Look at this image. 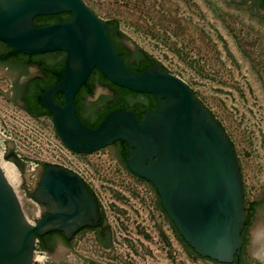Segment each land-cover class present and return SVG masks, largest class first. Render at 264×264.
Masks as SVG:
<instances>
[{
  "label": "water",
  "instance_id": "water-1",
  "mask_svg": "<svg viewBox=\"0 0 264 264\" xmlns=\"http://www.w3.org/2000/svg\"><path fill=\"white\" fill-rule=\"evenodd\" d=\"M65 12L72 16L63 22L38 26L34 21L38 16ZM0 41L29 55L64 51L61 78L40 96L41 104L53 115L61 140L77 153L108 147L127 169L112 145L126 142L127 167L148 181L155 203L157 190L170 220L202 257L188 250L206 264L210 263L205 258L234 261L244 243L246 221L241 166L228 133L184 79L158 62L141 72L130 68L113 42L108 21L84 0H0ZM0 48H4L1 43ZM95 69L114 84L152 94L157 107L146 110L142 120L134 109L118 107L97 127L89 126L80 116L75 98ZM1 75L14 77L2 67ZM59 93L64 94L65 104L56 99ZM6 95L10 99L9 92ZM7 144L8 152L15 148L13 139ZM5 155L7 160L15 158L23 183L33 188L39 167L46 164L23 160V166L16 151ZM28 197L43 203L48 214L28 221L0 165V264H34L40 236L61 230L70 237L85 226H95L100 218L97 196L82 177L61 165L48 164L39 188ZM61 254L56 251L51 257L57 264H72Z\"/></svg>",
  "mask_w": 264,
  "mask_h": 264
},
{
  "label": "rangeland",
  "instance_id": "rangeland-1",
  "mask_svg": "<svg viewBox=\"0 0 264 264\" xmlns=\"http://www.w3.org/2000/svg\"><path fill=\"white\" fill-rule=\"evenodd\" d=\"M85 2L103 20H117L133 43L190 85L234 144L246 190L253 194L264 189V17L249 4L230 0ZM10 83L8 76H0V159L16 166L5 158L7 141L13 139L22 160L72 169H77L72 160L83 164V175L119 244L101 257L104 264H206L177 243L147 180L125 169L108 147L88 154L73 152L71 158L63 155L53 118L35 117L9 99ZM16 168L20 190L27 193L22 169ZM78 249L82 254L93 250L91 243ZM82 254L68 261L86 264ZM44 264L57 263L48 255Z\"/></svg>",
  "mask_w": 264,
  "mask_h": 264
},
{
  "label": "flooded vegetation",
  "instance_id": "flooded-vegetation-1",
  "mask_svg": "<svg viewBox=\"0 0 264 264\" xmlns=\"http://www.w3.org/2000/svg\"><path fill=\"white\" fill-rule=\"evenodd\" d=\"M237 2L249 4L250 7H253L254 10L264 16V4L261 0H237ZM57 15L58 14L52 16L55 17ZM47 17L49 18L48 21L51 20V23L63 22L57 21L58 19L56 20L54 17H51V15ZM110 30L113 42L119 54L124 58L126 64L130 66V68L137 70L143 63L141 48L133 43L126 35L116 32L112 25H110ZM119 30L122 31L120 27ZM0 43L4 46V48H0V67L8 69L10 72L14 73V77L11 79L10 83L9 97L18 106L26 109L25 107L32 105L35 102L38 87L48 80L47 70L49 67L57 64V62L63 61V59L66 58V54L64 51H54L32 55L21 53L5 62L2 60L1 56L11 47L2 41H0ZM110 82L102 79L101 77L95 78L93 80V89L91 92L80 90L76 95V97L78 96L80 102V108H78L79 114L89 126L94 127L100 119V112L107 106L113 104L115 101V92L113 90L114 84ZM20 101H23L24 104L20 105ZM156 107L157 102L156 106L150 107L149 109H155ZM136 108L138 110L140 109L139 107ZM134 110L136 111V109ZM144 117L145 113L142 119H144ZM112 145L117 147L116 157L120 159L119 153L120 147L123 145V141H116ZM11 150L16 151L15 149H10L9 152ZM11 159L15 160V158ZM0 161L2 160L0 159ZM22 162L24 166V161L22 160ZM45 167V165L39 167L38 170H40V173L37 171L39 179L33 188L29 187L26 182L22 183L23 190H29V192L26 193L27 195L29 193L33 195L39 188ZM87 185L91 192L97 196L93 188L88 183ZM244 190L246 221L242 231V238L244 241L242 249L240 253L236 254L233 262L221 263L211 258H205L210 264H264V189L259 193L250 194V191L246 190V186L244 185ZM156 193L158 195L156 205L162 213V218L167 223L171 224L174 238L177 243H180L181 246L184 247V238L168 217L161 204V198L157 190ZM30 199H33L39 208V212L34 221L48 214V209L45 208L43 203L34 197ZM97 199L100 208V218L95 226H85L73 233L70 237H68L66 233L61 230H54L40 236L39 244L42 242L45 245V248L43 249L50 251L52 253L50 256H52L56 251L63 252L61 255L66 258L73 257L76 254L80 255L82 253H80L81 251L78 247L91 243V248L93 250L90 254H82L84 256V261L86 264H104L101 257L110 254L113 250H115V248H117L116 246H119L118 242L114 239L112 227L105 218V213L102 209L98 196ZM117 238L120 239L118 236ZM147 240L148 239L145 238V244L147 245L148 242L151 246V240ZM133 252V255L135 256V251L133 250ZM115 253L117 254L118 252L115 251ZM117 257L122 258L119 254H117Z\"/></svg>",
  "mask_w": 264,
  "mask_h": 264
},
{
  "label": "trees",
  "instance_id": "trees-1",
  "mask_svg": "<svg viewBox=\"0 0 264 264\" xmlns=\"http://www.w3.org/2000/svg\"><path fill=\"white\" fill-rule=\"evenodd\" d=\"M261 1L264 4V0H261ZM71 16H72V14L69 12L60 13L55 17L51 15V17H54L56 20L58 19L57 21H66L69 18H71ZM48 19L49 18L47 16H38L35 18L34 21L38 26H41V25L51 23V20L48 21ZM108 23L115 28L116 32H119V33L125 35V33L123 31L119 30V23L117 20H109ZM141 53H142L143 63L138 67L137 71L141 72V71L145 70L147 67L152 66L158 62L153 56H151L143 48H141ZM19 54H21V53L16 51L13 48H9V49H7V52L1 56V58H2V60H4L6 62L7 60H10L12 57H15V55H19ZM65 60H66V58H64L63 61L57 62V64L49 67V69L47 70V77H48L47 79L48 80H46L45 83L41 84L38 87V93H37V97H36L35 102L32 105H28L27 107H25L26 110L31 115H33L35 117L49 115L53 118L52 113L46 107H44L41 104L40 96L48 87L52 86L53 84H55L56 82L59 81V79L61 78V75L63 73ZM98 77H101L102 79H105L106 81L110 82L98 69H95L92 72L89 79L87 80V82L82 86L81 90L91 92L93 89V80L95 78H98ZM110 83H112V82H110ZM113 86H114L113 90L115 92V101L113 102V104L107 106L103 111L100 112V115H99L100 119L95 124L94 127H97L99 125V123L104 119L106 114L115 108L126 107L128 109H136L139 118L142 120V117L144 116L146 109H149L150 107L156 106V100L152 94L134 92V91H131L127 88L119 86L117 84H114ZM56 99L58 100L59 103L65 104V97H64L63 93L57 94ZM75 101H76L77 108H80V106H79L80 102H79L78 96L75 98ZM136 107H139L140 109L138 110ZM127 152H128V145L126 142L123 141V145L120 147L119 155H120V159L123 162L124 166L129 170V168L127 167L126 162H125V156H126ZM47 165L48 164H46L45 166H47ZM184 243L191 252L198 255L194 251V249L188 243L185 242V240H184ZM40 245L42 248H45V245L42 242H40ZM198 256L202 257L200 255H198Z\"/></svg>",
  "mask_w": 264,
  "mask_h": 264
},
{
  "label": "bare ground",
  "instance_id": "bare-ground-1",
  "mask_svg": "<svg viewBox=\"0 0 264 264\" xmlns=\"http://www.w3.org/2000/svg\"><path fill=\"white\" fill-rule=\"evenodd\" d=\"M0 165L18 194L26 218L31 222V220L34 219V216L39 212L38 205L34 203L26 193L20 190L21 176L16 166L12 162H5L4 160L0 161Z\"/></svg>",
  "mask_w": 264,
  "mask_h": 264
},
{
  "label": "built area",
  "instance_id": "built-area-1",
  "mask_svg": "<svg viewBox=\"0 0 264 264\" xmlns=\"http://www.w3.org/2000/svg\"><path fill=\"white\" fill-rule=\"evenodd\" d=\"M57 147L60 149V151L63 153V155H66L68 156L69 158L70 155L74 152L73 150H71L69 147L66 146V144L60 139V141L57 143ZM76 154H85V153H77V152H74ZM72 162L75 164L76 168H69L67 167V165L63 164L61 166L71 170V171H74L75 173H77L80 177H82V179L88 183V180L86 179V177L83 175V164L81 162H74L72 160ZM35 220V219H34ZM35 258H34V263H38V264H44L46 261H47V257L49 255V253L40 247L39 245V240L37 241V245H36V248H35V254H34Z\"/></svg>",
  "mask_w": 264,
  "mask_h": 264
}]
</instances>
